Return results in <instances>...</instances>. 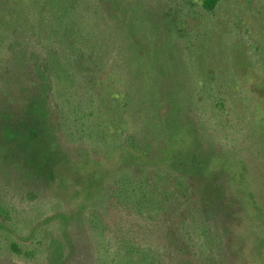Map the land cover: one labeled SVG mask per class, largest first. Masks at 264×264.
<instances>
[{
  "label": "trees",
  "instance_id": "trees-1",
  "mask_svg": "<svg viewBox=\"0 0 264 264\" xmlns=\"http://www.w3.org/2000/svg\"><path fill=\"white\" fill-rule=\"evenodd\" d=\"M25 1L28 29H16L0 67V142L84 149L62 157L90 187L68 214L47 201L52 212L26 238L0 239V264H40L42 251L46 264H264L256 89L200 78L178 18L160 38L144 19L153 5ZM221 1L200 4L213 12ZM2 196L0 231L13 235ZM53 218L77 225L64 233L66 257L56 238L37 240Z\"/></svg>",
  "mask_w": 264,
  "mask_h": 264
},
{
  "label": "rangeland",
  "instance_id": "rangeland-1",
  "mask_svg": "<svg viewBox=\"0 0 264 264\" xmlns=\"http://www.w3.org/2000/svg\"><path fill=\"white\" fill-rule=\"evenodd\" d=\"M137 4L138 9L153 5L151 12L143 17L152 21L151 28L159 38L169 29L168 15L172 20L178 18L186 55L197 65L199 77L226 86L237 80L253 86L260 98L255 108L264 118V0H223L213 12L204 11L200 0H137ZM27 16V1L0 0V67L4 63L6 44L16 29H28ZM22 120L23 127H37L27 116ZM35 149L38 163L33 159ZM60 151H53L43 137L30 148L16 141L12 143L9 138L0 142V193L3 201L13 207L11 221L7 223L13 235L0 231V239L17 237L21 241L36 223L52 212L45 205L47 201L61 200L63 212L68 214L76 206L78 196L89 190L88 178L74 172L62 157L81 160L84 149ZM45 224L37 240L48 245L51 237L56 238L66 257L69 248L64 233L68 230L74 236L77 234L75 220L67 227L60 218ZM39 256L43 257L40 264H46L43 251Z\"/></svg>",
  "mask_w": 264,
  "mask_h": 264
}]
</instances>
